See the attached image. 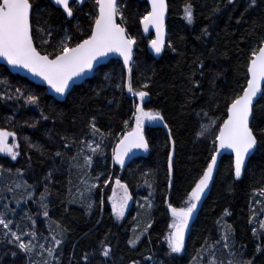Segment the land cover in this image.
Returning a JSON list of instances; mask_svg holds the SVG:
<instances>
[{
    "label": "trees",
    "instance_id": "trees-1",
    "mask_svg": "<svg viewBox=\"0 0 264 264\" xmlns=\"http://www.w3.org/2000/svg\"><path fill=\"white\" fill-rule=\"evenodd\" d=\"M31 2L33 40L41 53L58 51L66 35L71 46L87 38L94 0L74 6L71 19L49 0ZM117 3L124 17L119 20L137 45L133 92L147 91L145 110L160 112L171 130L175 158L169 203L180 207L211 162L213 141L231 101L246 87L251 50L264 40V0L254 7L250 0H168V42L159 59L148 52L152 36L145 37L140 26L147 2ZM188 3L193 6L191 24L184 14ZM125 83L123 65L110 60L59 102L44 87L0 64V129L14 132L20 146L15 160L0 153V214L24 242L37 244L25 253L8 242L12 237L6 238L8 230L0 226V264H210L211 255L221 264H264V90L251 122L258 144L243 178L235 177L232 157L223 156L184 251L171 256L166 246L171 223L165 207L171 152L167 134L148 127L147 157L125 167L112 158L115 145L133 125L136 102L126 95ZM29 96L37 102L28 103ZM93 123L99 130L95 135ZM97 143L102 152L93 155L86 145ZM89 155L90 167L84 159ZM116 179L134 198L121 221L108 202ZM136 236L140 239L133 247L129 241ZM53 237L61 243L56 245ZM102 245L111 250L108 257L102 255Z\"/></svg>",
    "mask_w": 264,
    "mask_h": 264
},
{
    "label": "snow or ice",
    "instance_id": "snow-or-ice-1",
    "mask_svg": "<svg viewBox=\"0 0 264 264\" xmlns=\"http://www.w3.org/2000/svg\"><path fill=\"white\" fill-rule=\"evenodd\" d=\"M52 2L56 7L62 9L67 18H72L74 15L73 7L84 5L86 0H52ZM150 2L151 10L142 17L141 23L144 32H148L150 27L155 28L156 39L151 40V47L156 53H160L165 47L164 17L167 4L165 0H150ZM228 3L233 4L234 0H228ZM256 3L257 0H250L249 6L254 7ZM93 8L94 11L89 13L92 20L91 30L86 39H82L81 42L71 46L69 43L71 37L66 35L65 39L59 41L58 51L55 53L45 51L42 54L33 41V3L31 0H0V57L5 58L11 65L25 68L33 74L43 77L57 93L61 94L68 91L70 83L75 77L90 71L100 57L107 56L109 53H118L123 57L124 65H130L133 45L136 41L128 35L125 27L117 23V17L121 20L124 19L122 8L118 5L117 0H94ZM184 14L188 23H193L194 13L191 3L185 5ZM40 31H43V29H40ZM204 31L207 33L206 29ZM47 35L50 37L51 32L49 31ZM260 45L251 50L250 63L247 67L250 79L246 81L247 86L243 89L241 95H237L231 101V106L227 110V119L218 128V134L213 141L214 144L218 143L220 149H231L235 153V177L237 179L242 176L246 158L257 146V137L249 126V118L252 115L253 99L258 93H261L262 86H264V40H261ZM200 67L203 68L202 63ZM128 72L127 90L129 93H133L130 79L131 67L128 68ZM144 87H147V85H144ZM16 91L20 94L19 89ZM133 94L138 96L140 100L133 113L135 126L121 136L117 146L112 151L113 160L121 167L124 166L125 158L129 156L133 149L148 150L149 144L144 136L145 121L164 120L160 112L145 110L143 102L145 97L149 95L147 91H139ZM27 102L35 104L37 97L29 96ZM125 123L127 124V122ZM91 128L93 135L99 131L94 123ZM200 134L203 135L204 132L202 131ZM9 137H15V133L0 129V153H6L15 160L19 155L18 149L20 146L16 143L9 144ZM32 147L36 146L32 145ZM86 147L93 155L102 152L99 143L95 147H92L91 144H87ZM84 159L86 166L90 167L92 156H86ZM216 163V155H213L206 171L191 189L183 206L175 207L171 203L168 204L167 207L171 212L172 222L169 226L171 231L166 236V240L171 253L184 251L185 233L188 230L189 221L212 180ZM169 168H171V161H169ZM115 183L118 188L123 190V197L117 203L115 195L113 196V208L117 216L122 218L131 195L126 184H121L119 179H116ZM261 195H264V192ZM43 199L44 197L41 196V200ZM5 207L7 208V206ZM43 214L45 217L48 216L46 210ZM10 223L11 221L6 220L3 214H0V226L8 230L4 233V236L6 238L9 235L12 237L8 242L15 243L25 253H31L37 244L32 240L27 243L24 242L21 235L11 231L9 228ZM150 227L151 223L147 225V228ZM261 227H264V222L261 223ZM29 235L35 237L34 233ZM227 238L226 233L224 239L227 240ZM139 239L140 237L136 236L129 243L135 247ZM53 240L56 245L61 243V241L55 240V237H53ZM40 247L43 248V245H40ZM225 247H227V244H225ZM45 250L49 256L54 255L52 249ZM110 252L109 248H104L102 245V255L104 257H108ZM84 259L87 261V254H85ZM244 264H251V261L244 262Z\"/></svg>",
    "mask_w": 264,
    "mask_h": 264
},
{
    "label": "water",
    "instance_id": "water-1",
    "mask_svg": "<svg viewBox=\"0 0 264 264\" xmlns=\"http://www.w3.org/2000/svg\"><path fill=\"white\" fill-rule=\"evenodd\" d=\"M51 2V4L56 7L52 0H49ZM87 1V0H86ZM139 1H146L148 6H149V11L151 10V2L150 0H139ZM118 2V0H117ZM86 3V2H85ZM165 3L167 4V11L165 13V17H164V41H165V47L163 49L162 52L160 53H156L155 50L151 47V40L153 39H156V33H155V28L154 27H150L149 31L148 32H144L143 30V24L141 23L140 21V26H141V30H142V33L145 37H150L152 36V39L150 40L149 44H148V52L155 58V59H159L161 56H163V54L165 53L166 51V47H167V42H168V32H167V20H168V13H169V8H168V0H165ZM83 5H80V7H82ZM58 8V7H56ZM60 9V8H58ZM62 11V9H60ZM63 12V11H62ZM65 14V13H64ZM66 15V14H65ZM68 19H71V18H68ZM117 23L121 24V26L124 27V25L120 22L119 20V17H117ZM128 33V32H127ZM129 35V34H128ZM34 41V40H33ZM35 44V43H34ZM136 43L135 45H133V50H132V60L130 62V65L126 66L124 65V62H123V57L120 56L118 53H109L107 56H104V57H100L96 63L93 65V68L90 70V71H86L83 75L79 76V77H75L73 79V81L70 83V86H69V89L68 91H66L65 93L61 94V93H57L55 91V89H53L48 83L47 81H45L43 79V77H40V76H37L35 74H33L32 72H30L29 70L25 69V68H22V67H19V66H14V65H11L7 62V60L3 57H0V64L5 66L13 75H18L20 77H23V78H26L27 80H29L30 82L36 84V85H39V86H42L46 89L47 91V94L49 96H52L55 100L59 101V102H64L67 98V96L69 95V93L71 92V90L75 87V86H79L81 84H83L84 82L92 79V77L94 76V73L95 71L102 65H106L107 63H109L110 60H118L121 62V64L123 65V68H124V72L126 74V83H125V91H126V95L128 96V98L132 99L133 101L136 102V106L140 103V100H139V97L134 95L133 93H129L128 90H127V85H128V82H129V72H128V68L131 67V70H132V64H133V58H134V53H135V50H136ZM43 54V53H42ZM130 77H131V74H130ZM248 79H250V74L248 73ZM247 86V85H246ZM263 90H264V86H262V91L261 93H258L257 96L253 99V104H252V115L250 116L249 118V126L251 127V122H252V118H253V108L255 106V104L257 103V101L262 97L263 95ZM149 95L147 97H145V100L143 102V105L145 107L146 103L149 102ZM231 106V105H230ZM229 106V107H230ZM136 109V107H135ZM228 115V113H227ZM227 119V117H226ZM135 126V123H134V119H133V125H132V128ZM151 126H155V127H159L161 129H163L165 131V133L167 134L168 138H169V141H170V146H171V152H170V156H169V161H171V168H169V161H168V170H169V184H168V188H169V194L167 196V201H166V204H165V207H166V210L168 211V213L170 214L171 216V212L170 210L168 209V204H169V198H170V193H171V189H172V185H173V162H174V158H175V146H174V142H173V138H172V135H171V130L169 128V126L166 124V122L163 120V121H145V125H144V136H145V131L148 127H151ZM222 126V124H221ZM131 128V129H132ZM130 129V130H131ZM129 130V131H130ZM128 132V131H127ZM125 132V133H127ZM124 133V134H125ZM123 134V135H124ZM146 138V137H145ZM119 142V141H118ZM118 144V143H117ZM117 144L115 145V147L117 146ZM257 144H258V141H257ZM114 147V148H115ZM257 148V146H256ZM255 149H253L249 156L246 158L245 160V167H244V171L242 173V176L239 178V179H242L243 176H244V172H245V168L249 162V159L251 158V156L254 154L255 152ZM218 153V154H217ZM149 154V147H148V150L145 151L144 149H133V151L131 153H129V156L125 158V164L123 167L129 165L134 159L136 158H144V157H147ZM213 155H216V166L213 170V174H212V180L210 181L209 183V186L208 188L205 190L204 192V195L201 197V200L200 202L198 203L195 211L193 212L192 214V218L190 219L189 221V227H188V230L186 231L185 233V243L189 237V234L191 232V229L197 219V216L204 204V202L206 201V199L208 198L210 192H211V189H212V186H213V183L215 181V178H216V174H217V170H218V166H219V163L222 159L223 156H231L232 159H233V169H234V174H235V153L231 150V149H220L219 146H218V143H215V152ZM115 163V161H114ZM116 165L120 166L119 164L115 163ZM121 167V166H120ZM171 185V186H169Z\"/></svg>",
    "mask_w": 264,
    "mask_h": 264
},
{
    "label": "rangeland",
    "instance_id": "rangeland-1",
    "mask_svg": "<svg viewBox=\"0 0 264 264\" xmlns=\"http://www.w3.org/2000/svg\"><path fill=\"white\" fill-rule=\"evenodd\" d=\"M13 143L18 144V142H17V140H16V137H9V144H13ZM1 154L6 155V156H8V157L11 158V156H10V155H7L6 153H1ZM121 184H123V183H121ZM127 188H128V187H127ZM128 192H129V194L131 195V199H130V200L128 201V203H127V208L125 209V212H124L123 217H122V218H119V217L117 216L116 211H115L114 208H113V196L115 195L116 201H117V203H119L120 200H121V198L123 197V190H122L121 188H118L117 185H116V183H114V187H113L112 193H111V195H110V197H109V199H108V202H109V204H110V206H111V209H112L113 215H114V217L116 218L117 221L124 220V218L127 216L129 210L131 209V207H132V205H133V203H134V198H133L132 194L130 193L129 189H128ZM148 202H149V201H148ZM148 202H145L146 205H148ZM171 222H172V216H171ZM262 222H264V221L262 220ZM170 224H171V223H170ZM170 231H171V229H170V227H169V229H168V231H167V235L169 234ZM167 235H166V236H167ZM166 246H167V248H168V252H169V254H170L171 256L179 255V254H181V253L183 252V251H182L181 253H171V252H170V249H169V247H168L167 240H166ZM204 254H207V255H208V252H207V253L205 252ZM207 257H209V256H206L205 258H203V260L206 259ZM201 258H202V257H201ZM209 258L211 259L210 264H221V262H222L221 260H219L218 257H216V256L213 257V255H211V257H209ZM194 264H195V263H194ZM197 264H199V263H197Z\"/></svg>",
    "mask_w": 264,
    "mask_h": 264
}]
</instances>
